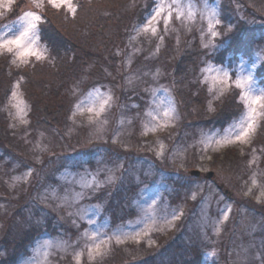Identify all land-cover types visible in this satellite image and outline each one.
<instances>
[{
  "label": "rangeland",
  "instance_id": "rangeland-1",
  "mask_svg": "<svg viewBox=\"0 0 264 264\" xmlns=\"http://www.w3.org/2000/svg\"><path fill=\"white\" fill-rule=\"evenodd\" d=\"M159 3L166 9L172 5L167 24L160 19L153 24L155 31L145 27L155 7L150 0L151 10L133 29L131 40L125 35L128 28L120 27L111 31L109 43L100 42L91 49L96 55L91 60L106 59L105 54L116 62L111 66L104 63L108 84L95 82L92 72L81 76L85 82L67 83L63 94L69 100L70 114L64 131L72 145L64 146L58 131L36 128L30 120L31 103L24 90L27 77L22 72L50 59L38 34L40 24L33 45L42 53L40 59L31 56L27 63L17 60L13 64V55H0V71L11 84L5 94L4 88L0 92V116L9 117L11 123L10 139H5L10 147H21L19 157L13 159L14 172L0 173V187L20 200L29 182L31 202L26 208L30 216L19 236L25 230L30 239L35 235L30 242L12 238L18 243L12 252L1 246L0 264L6 260L14 264L19 253L17 264H180L184 259L202 264H264V145L254 144L260 134L264 140V115L258 116V127L248 143L218 145L217 141L239 131L246 115L238 96L236 113L224 114L221 122L200 128L195 122L199 116L189 101H180L184 99L180 92L193 71L215 99L235 89L234 85L229 89L219 81L213 83L217 68L227 69L232 81L251 71L254 88L264 89L258 76L264 62V41L253 43L249 53L225 54L223 61L218 57L224 44L217 40L222 35L212 37L208 31L210 18L213 23H223L220 0ZM248 5L264 18V0H245V10ZM44 6L52 7L47 0ZM41 8L35 7L34 0H15L12 11H4L0 17V39L23 30L20 18L25 12L42 16ZM244 9L239 16H249L250 10ZM258 17L241 32L244 42L250 43L256 36L251 35L254 30L264 33L260 26L264 20ZM221 23L215 26L220 33ZM188 33H194L192 38L185 37ZM170 37L178 48L185 42L192 48L199 40L205 57L196 61V52L180 55L175 47L166 50ZM177 61L175 71L163 69L164 62ZM168 73L174 75L172 81L166 79ZM165 111L169 112L167 118ZM61 147L67 151L43 160ZM244 167L245 176L239 170ZM194 170L201 174H192ZM209 172H214L212 178L206 177ZM17 207L16 202L0 200V234L10 228L6 219ZM19 221L12 226L16 231ZM96 244L100 245L98 252ZM119 248L122 250L116 252Z\"/></svg>",
  "mask_w": 264,
  "mask_h": 264
},
{
  "label": "trees",
  "instance_id": "trees-1",
  "mask_svg": "<svg viewBox=\"0 0 264 264\" xmlns=\"http://www.w3.org/2000/svg\"><path fill=\"white\" fill-rule=\"evenodd\" d=\"M220 1L223 23H221L222 36L217 37V40L223 41L224 49L221 50L218 58L225 61L224 58L227 56L225 54L230 53V55L235 56L243 51L249 53L253 43L261 44V42L264 41V33L263 29L260 30V35L254 30L251 35L256 36L250 38V43L246 40L245 43V38L241 32L245 30L246 25H249L250 20H252L253 23L258 15H256L253 10L249 9L251 7L249 5L246 10L244 9L245 7L243 6L245 0ZM74 6L76 8L74 15L67 9H56L47 6L41 8L44 22L40 23L38 34L40 35L42 43L47 46L50 59L38 63L36 66H31L22 72L24 77H27L28 79H25L24 83L27 82L26 85H24V83L23 85L25 86L24 90L31 103L29 116L31 118L30 120H32V125L36 128L41 127L49 130L52 129L53 132L58 131V135L63 142V145L65 143L67 146L68 144L72 145L73 142L71 141V138L66 135V131H64L65 126L68 124V116L70 114L69 100L67 99L66 94H63L67 83H69V81H80L82 79L81 76H89L92 72L93 75L91 76L95 82H105L108 84L110 79L108 76H105L104 63L106 62L107 65L111 66V63L114 64L116 62H112V60L109 61L105 54L104 57L106 59H103V57L100 56L102 58L99 57L98 60H91L96 58V55H93L92 52H90L91 49L95 50L96 47L100 45V42L106 44L109 43L112 40L111 31L120 27L128 28L125 35L127 36V39L130 36L131 40L133 29L145 21L147 14L151 10L150 0H74ZM243 9L246 12L250 10L248 13L249 16H239V11L243 12ZM260 17L264 20L262 16H259V21L262 20ZM230 21H233V24L230 25ZM176 24L178 23L176 22ZM262 24H264V22L260 24L261 28H264ZM228 26H231L230 30ZM251 26L254 28L253 24H251ZM192 34L194 33H188L185 37L190 39L192 38ZM167 43L168 47L166 50L175 47L174 38L170 37L167 40ZM125 50L128 49L125 48L124 43V53ZM174 50L179 52L180 55L186 51L189 52V54L196 52V61L204 58L206 55V52L200 49L199 40L196 43L193 42L192 48H187L185 42L180 48L175 47ZM251 50H253V48ZM178 58L180 59V57ZM118 59L119 58H117V62L119 61ZM143 62H145L144 59ZM178 63V61L174 64L164 62L163 69L168 68L175 71ZM195 73V71L189 72L190 79H188L187 85H185L180 92L181 97H184V99L180 98V101H189V106H192L196 115L199 116L195 121L198 126H196L197 128H200L201 126L207 127L213 121H216L217 123L221 122V117H224V114L225 117H229V115L236 113L239 102H236L238 92L235 89H232L231 92H228L223 97L215 99L212 90L208 89V86L200 82L199 76L196 78ZM0 76H3L0 79V92H2V88H4L3 92L6 88L9 90L11 84H8L10 81L7 83V81L4 80L5 73L3 74L0 71ZM173 76V74H169L166 79L171 80L174 78ZM258 76L260 77V82L262 81V83H264V62L258 72ZM81 82L85 81L82 79ZM5 93L6 92H4V94ZM210 102L214 103V108L210 107ZM1 106L2 102L0 101V108ZM10 124L9 117L6 116L3 118L0 116V173L3 174L4 172L2 171H5V173L14 172V167H16V165H14L13 159L19 157L18 152L21 150V147L17 149L14 146L12 148L7 144L5 138L8 137L10 139L8 133ZM262 133L264 137V123ZM261 139L262 135L260 134V137L254 144L257 146L264 145V140L262 142ZM66 149L61 147L56 149V151L47 153L43 160L48 161L53 156L61 155V153L67 151ZM24 152L28 156L30 155L28 152ZM33 163L34 162H32V164ZM245 168L246 167H244V169H239L243 176L246 175V171H244ZM235 170L237 171V168H235ZM28 184L29 182H26V187L22 192L25 195H28L24 197V194L20 193L21 196L18 195V197H21L20 200L14 199L6 187H0V200L5 198L9 204L15 202L18 204L17 210L13 211V214L10 213L6 219V226L9 225L10 228L7 230L3 229L4 231L0 234V247L5 246L8 251L11 250V252L13 248L18 245V243H15L12 238H22L19 243H22L23 241H31L35 238V235H33L30 239L29 232H26L28 230H25L19 236L22 225L26 220L28 221L30 216V213L26 208L31 202L29 201ZM31 186L35 188L34 185ZM20 219L21 221H19ZM15 220L22 222L20 228H16L18 231L14 230L15 228H12ZM54 220L56 221V219ZM54 220L49 223H52V225L55 224ZM120 250L122 249L119 248L116 252H119ZM18 255L20 256V253ZM18 257L14 260V264L18 263ZM212 261L216 262V260ZM65 262H63V264H72L70 261ZM3 263L10 264L7 260ZM180 264H202V262L194 263L193 260L189 261V259H184V262Z\"/></svg>",
  "mask_w": 264,
  "mask_h": 264
},
{
  "label": "snow or ice",
  "instance_id": "snow-or-ice-1",
  "mask_svg": "<svg viewBox=\"0 0 264 264\" xmlns=\"http://www.w3.org/2000/svg\"><path fill=\"white\" fill-rule=\"evenodd\" d=\"M47 2L53 8L60 9L61 7H66L69 12L73 15L75 14L76 8L72 4V0H47ZM14 3L15 0H0V17L4 15V11L11 12ZM43 3L44 0H34L36 8H41ZM154 3L155 7L145 25L146 28H151L153 31L156 30L153 27L154 22L159 23L160 19H164L165 24H167V22L170 21L172 14V5H168L166 9L164 4L159 3V0H154ZM166 11L167 15H165ZM181 15H183V13H181ZM20 22L23 24L22 31L18 34H13L0 39V55H3L5 52L13 55L15 57V59L12 60L13 64H16L17 60H20L22 63H27L28 58L31 56H35L37 59L42 57V53L33 45L35 44L36 30L38 25L44 22V17L36 11H29L23 14L20 18ZM220 23V20H215V23H213V18L209 19L208 31L211 33L212 37L221 35L220 32L215 30V26ZM228 27L230 30L231 26ZM213 47L216 46L213 45ZM252 68H255V64L252 65ZM214 71L217 75L212 77L213 83L219 81L229 89L234 85L235 89L239 90L237 93L239 102L246 108V115L240 120L239 131L234 136L227 135L223 137L221 140L217 141V144L248 143L258 127V116L264 115V89L254 88L253 85L255 82L251 71H249L247 75H239L234 81H232V76L227 69L217 68ZM13 95H15V93H13ZM105 103H107V101H105ZM103 107V105L100 106V111H103ZM88 111L93 112L94 109L89 108ZM163 116L167 118L169 112L165 111ZM226 211H230V209H226ZM227 218L228 217L225 214L223 219L227 220ZM117 242H120L119 239ZM94 250L98 252L100 250V245H94Z\"/></svg>",
  "mask_w": 264,
  "mask_h": 264
},
{
  "label": "water",
  "instance_id": "water-1",
  "mask_svg": "<svg viewBox=\"0 0 264 264\" xmlns=\"http://www.w3.org/2000/svg\"><path fill=\"white\" fill-rule=\"evenodd\" d=\"M191 173L194 174V175H200V174H201V171H200V170H194V171H192ZM213 175H214V172H209V173L206 175V177H207V178H212Z\"/></svg>",
  "mask_w": 264,
  "mask_h": 264
}]
</instances>
